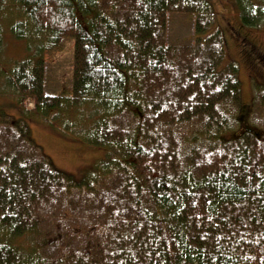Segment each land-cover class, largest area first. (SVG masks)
<instances>
[{
    "label": "trees",
    "instance_id": "trees-1",
    "mask_svg": "<svg viewBox=\"0 0 264 264\" xmlns=\"http://www.w3.org/2000/svg\"><path fill=\"white\" fill-rule=\"evenodd\" d=\"M234 2L244 25L264 20V0ZM2 14L29 52L0 67L21 112L54 125L85 106L81 139L106 151L76 181L23 118L0 119V264H264V84L254 122L219 31L202 35L206 0H0ZM173 14L192 40L168 42ZM69 39L70 96L46 93L45 58Z\"/></svg>",
    "mask_w": 264,
    "mask_h": 264
},
{
    "label": "rangeland",
    "instance_id": "rangeland-1",
    "mask_svg": "<svg viewBox=\"0 0 264 264\" xmlns=\"http://www.w3.org/2000/svg\"><path fill=\"white\" fill-rule=\"evenodd\" d=\"M211 5L212 22L203 32L207 36L218 30L224 42V56L219 64L223 67L233 61L238 67L241 81V103L248 105L251 118L258 117L254 111L253 102L248 104L253 96L256 85L264 84V20L258 26H246L241 22L238 6L234 0H206ZM7 11V9H5ZM5 21H10L4 14L0 15V67L12 66L13 61L23 58L26 53L23 41L16 40L8 31ZM168 42L175 44L183 40H192L194 29L190 21L192 17L184 19L183 15H169ZM73 39H69L61 47L52 50L45 58L44 89L46 93L70 96ZM19 94L10 88L5 89V82L0 83V119L4 115L14 119L23 118L28 126L30 138L41 148L43 154L50 160L54 167L70 175L76 181L89 179L95 171L94 164L105 157L104 147L91 146L81 138V129L90 123L86 107L70 106L67 111L61 110L54 118V125L38 117L25 116L15 104ZM31 98L25 100L24 106L32 109ZM240 106V108H241ZM243 107V106H242ZM259 107V106H258ZM260 109V107H259ZM57 113L50 111V115ZM84 114L83 128L73 125L64 133L60 128L67 119L76 120ZM72 122V121H71ZM69 122V124H72ZM237 126V124H236ZM235 129V128H234ZM233 129V130H234ZM226 130L224 133H230ZM29 239L24 246H28ZM31 245V243H29Z\"/></svg>",
    "mask_w": 264,
    "mask_h": 264
}]
</instances>
